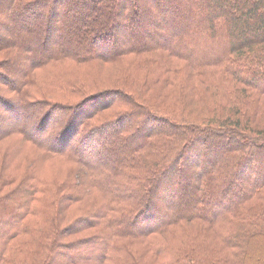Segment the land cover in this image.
I'll use <instances>...</instances> for the list:
<instances>
[{"label":"trees","instance_id":"trees-1","mask_svg":"<svg viewBox=\"0 0 264 264\" xmlns=\"http://www.w3.org/2000/svg\"><path fill=\"white\" fill-rule=\"evenodd\" d=\"M0 264H264V0H0Z\"/></svg>","mask_w":264,"mask_h":264},{"label":"rangeland","instance_id":"rangeland-1","mask_svg":"<svg viewBox=\"0 0 264 264\" xmlns=\"http://www.w3.org/2000/svg\"><path fill=\"white\" fill-rule=\"evenodd\" d=\"M12 72H13L14 76H17V75H15L18 72L17 69L13 70Z\"/></svg>","mask_w":264,"mask_h":264}]
</instances>
